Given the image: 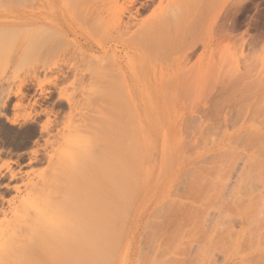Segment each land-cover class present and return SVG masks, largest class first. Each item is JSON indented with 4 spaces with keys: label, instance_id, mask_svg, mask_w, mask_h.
Here are the masks:
<instances>
[{
    "label": "rangeland",
    "instance_id": "1",
    "mask_svg": "<svg viewBox=\"0 0 264 264\" xmlns=\"http://www.w3.org/2000/svg\"><path fill=\"white\" fill-rule=\"evenodd\" d=\"M184 1L190 5L177 16L187 23L179 31L170 26L159 30L169 32L179 48L168 45V54L158 56L152 53L153 41L162 40L152 37L158 27L150 31L143 22L159 9V0L146 8L140 5L147 0H0V111L5 113L0 117V164L9 165L0 168V264H12L4 257L11 259L17 249L13 246L12 254L5 250L12 241L20 249L27 237L24 227L42 219L41 214L48 218L65 208L69 198L60 196L74 193L66 176L75 169H67L70 161L77 157L73 166H79L88 157L82 149L94 141L92 153L102 151L103 142L96 140H106L103 127L109 117L115 122L122 118L118 114L115 119L114 111L125 114L121 122L139 126L137 136H127L125 142L146 144H138L142 160L137 154L132 167L139 174L128 184L136 198L128 187L130 196L122 194L126 186L122 193L118 190L133 208L128 207L132 211L122 223L123 247L110 255L114 264H264V123L251 117L254 107L256 113L261 109L255 98L264 103V95L252 85L264 74V0H227L233 7L221 14L201 10L199 0ZM123 23L130 26L125 32ZM140 27L142 39L136 34ZM240 75L246 76L243 82ZM234 78L242 96L247 90L245 98L255 96L252 103L246 104L244 97L247 102L240 101L242 96L237 103L235 95L230 96L235 102L220 101L231 92ZM108 98L121 101L124 109L120 103L112 102L120 110L110 105ZM230 102L233 108L222 105ZM232 113L225 123L224 116ZM251 130L256 140L244 136ZM54 196L55 203L64 199L60 211H54Z\"/></svg>",
    "mask_w": 264,
    "mask_h": 264
},
{
    "label": "bare ground",
    "instance_id": "2",
    "mask_svg": "<svg viewBox=\"0 0 264 264\" xmlns=\"http://www.w3.org/2000/svg\"><path fill=\"white\" fill-rule=\"evenodd\" d=\"M154 0H147V2L145 3H141V5H140V7L142 8H146L147 6H149L152 2H153ZM161 3H162V0H159V9L157 10V11H153V15L150 17V18H148V20H146L145 22H143L145 25H147L148 27H150L151 29H150V31H155V27H158L157 29L158 30H156V35H154V33H153V38L155 39H162L161 40V42H158V43H156L155 41H151L153 44H152V46L155 48V49H153V50H155V51H153L152 53H155V52H158V56H161V55H163L164 56V54L165 53H167V51L165 52L164 50H166V49H168L170 46H172L171 44H173L174 46H176V47H178L179 48V44L177 45V40H174V38H173V36H172V40H174L175 41V43H173L174 41H172L171 40V36H169L168 35V33H165V32H163L162 33V31H163V29H165L166 27H168V26H170V28L169 29H171L172 27L174 28V29H172V30H175V29H177L178 31H179V29H181L182 28V26L180 25V24H186L187 23V21H185V20H180L179 19V17L177 16L180 12L183 14V12L185 11V10H187V8H188V5H190V1L188 2V4H187V1H184V0H168V2H167V4L166 5H164V6H160L161 5ZM198 6H199V8L201 9V10H203V8H205L206 9V11L208 12V13H211V12H213V13H218V14H221L224 10H228L230 7H233V3L231 4L230 2H228L227 0H224V1H222V2H214L213 0H199L197 3H196ZM249 4H245V5H243V7L242 8H247V6H248ZM184 10V11H183ZM138 12V10L136 9L135 10V13H137ZM185 15V14H184ZM131 16V15H130ZM183 16V15H182ZM131 18H133V17H131ZM183 19H184V16L182 17ZM184 22V23H183ZM211 23H216V18L215 19H213L212 20V22ZM122 26V28H121V31L122 32H125V31H127L128 29H129V25H127L126 23L124 24L123 23V25H121ZM147 26H145L144 28H145V30H146V28H147ZM141 28L142 29H144L143 27H140V31L138 30L137 32L138 33H136V34H138V37H140L139 36V32H141ZM154 28V29H153ZM162 29V31L161 32H159V30H161ZM144 31V30H143ZM142 31V32H143ZM158 31V32H157ZM165 31V30H164ZM167 31V30H166ZM141 32V33H142ZM174 32V31H173ZM176 32V31H175ZM132 33H134V35H136L135 34V32H132L131 31V34ZM146 33V32H145ZM177 33V32H176ZM130 34V36H132ZM144 34V33H143ZM142 34V35H143ZM171 34V33H170ZM174 34V33H173ZM124 35V34H123ZM141 35V37L143 38V36ZM145 35H147V33L145 34ZM145 35H144V37H145ZM176 35V34H175ZM174 35V37L176 38V36L177 35H179V34H177L176 36ZM129 36V37H130ZM148 36V35H147ZM151 36H148V37H151ZM127 37V36H126ZM133 37V36H132ZM140 37V38H141ZM147 37V38H148ZM151 37V40L153 39ZM179 37V36H178ZM177 37V38H178ZM124 38V37H123ZM136 38V37H135ZM134 38V39H135ZM141 38V39H142ZM176 38V39H177ZM117 39V38H116ZM122 39V38H121ZM120 39V40H121ZM141 39H138V40H141ZM137 40V39H136ZM179 40V39H178ZM138 42V41H137ZM149 42V41H148ZM168 45H169V47H168ZM172 49H173V47H171ZM163 49V50H162ZM151 51V50H150ZM156 54V53H155ZM168 54V53H167ZM244 75H246V74H244ZM260 75L261 76H259L258 78L259 79H257V80H255V81H253L252 82V85L254 86V88H255V90L254 91H257V94H260L261 96H263L264 95V86H263V84H264V74H262V73H260ZM247 76V75H246ZM246 76H241L240 75V77H238V78H240V80L239 81H241V82H243L242 81V79L244 78V77H246ZM241 77H242V79H241ZM220 78V77H219ZM229 79H230V77H228ZM228 78H226V80H227V82L229 81V79ZM232 78V77H231ZM237 78V79H238ZM186 79V78H185ZM225 80V81H226ZM231 80H233V81H231L230 82V85H231V87H232V85H233V87L235 88V87H237V88H239V84H240V82L239 83H237V82H235V78L234 79H231ZM221 81H223V79L222 80H220L219 82H221ZM169 82V81H168ZM232 82H235V83H232ZM238 85H237V84ZM164 84V83H163ZM245 84V83H244ZM249 84V83H248ZM251 84V83H250ZM169 85V84H168ZM183 85V84H182ZM225 85V84H224ZM227 85V84H226ZM230 85L228 86L227 85V87L225 86V87H222L223 88V92H224V90L227 88V89H229V87H230ZM237 85V86H236ZM246 85V84H245ZM165 86V85H164ZM172 85H170V87H171ZM111 87H113V84L111 85ZM121 87H123V86H121ZM163 87V86H162ZM232 87V88H233ZM164 88V87H163ZM172 88V87H171ZM170 88V89H171ZM225 88V89H224ZM229 89L228 91H230L231 90V92H229L231 95H229V93H228V91L226 92V93H228L227 95L229 96H227V98H223L222 99V97H220L219 99H220V101H223V102H228L229 103V101H227V99L228 98H231L232 96L234 97V95L236 96V99L234 98V100H236V102L238 103V101L240 100V101H244V102H247L248 101V103H246V104H250V103H252V99L253 98H255V96L254 95H249V96H247L246 98H245V96L247 95L246 93L248 92V90L246 91V92H244V90H243V92L245 93V95H244V93L242 92V94L244 95V96H242L241 95V93H240V90L238 91V89H236L238 92H237V94H234L233 93V89ZM113 88H111V90H112ZM169 89V88H168ZM185 89V88H184ZM241 89V88H240ZM108 90H109V88H108ZM110 90V91H111ZM181 90V89H180ZM259 90V91H258ZM261 90V91H260ZM110 91H108L109 93H110ZM165 91V90H164ZM220 91V93H221V90H219ZM241 91H242V89H241ZM112 92V91H111ZM151 92V91H150ZM178 92V91H177ZM177 92H175V93H177ZM182 92H183V90H182ZM234 92H235V90H234ZM258 92H260V93H258ZM263 92V93H262ZM185 93V92H184ZM225 93V92H224ZM223 93V94H224ZM233 93V94H232ZM121 94V93H120ZM182 94V93H181ZM218 94V93H217ZM216 94V95H217ZM223 94L221 95V96H223ZM240 96H239V95ZM112 95V94H111ZM218 95H220V94H218ZM226 95V94H225ZM123 96V95H122ZM231 96V97H230ZM242 96V97H241ZM219 97V96H218ZM241 97V98H240ZM243 97L245 98V100H247V101H245L244 99H243ZM112 98H114V97H112ZM112 98H111V100H112ZM257 98V97H256ZM255 98V103H257V102H259L260 101V110H258V112H260V113H256V107H254L255 109H254V112L257 114H255L254 113V115L252 116L251 114V117L253 118V120L256 118L257 119V117L259 118V120L262 122V123H264V113H263V102L260 100V99H256ZM115 99V98H114ZM117 99V98H116ZM225 99H226V101H225ZM239 99V100H238ZM230 100V99H229ZM231 100H233V98H231ZM233 100V101H234ZM108 103L109 102H111V103H109L110 105H113L112 104V102L114 103V101H110L109 100V98H108ZM121 102V101H120ZM119 102V103H120ZM232 102V101H231ZM231 102H230V104H231ZM235 102V101H234ZM107 103V104H108ZM118 103V101H117V103H114L115 105H117V104H119ZM228 103H222V105H225V106H231L232 107V104L231 105H229ZM108 104V105H109ZM121 104H122V106H124V104L123 103H120L119 105H118V107L120 106L121 107ZM221 105V106H222ZM114 106V105H113ZM112 106V107H113ZM219 106V105H218ZM255 106H256V104H255ZM114 107H117V106H114ZM113 107V108H114ZM117 107V108H118ZM119 107V108H120ZM224 107V106H223ZM257 107H259L258 105H257ZM118 108V109H119ZM121 108H123V107H121ZM230 108V107H229ZM233 108V107H232ZM110 109V108H109ZM124 109V108H123ZM247 109H251V112L253 111V108H249V106L247 105ZM111 110V109H110ZM110 110H108V111H110ZM120 110V109H119ZM232 110V109H231ZM242 110V109H241ZM250 111V110H249ZM249 111H248V113H249ZM123 112V111H122ZM229 113L231 112L230 110L228 111ZM242 112V111H241ZM239 113V114H242V113ZM262 112V113H261ZM105 113V112H104ZM106 113H108V112H106ZM116 116H115V119H118L119 118V116L120 117H122V118H124V115L125 114H121V113H116L115 111L113 112ZM112 112L110 113V115L112 116V114H113ZM118 114H120L119 116H118ZM226 114V113H225ZM239 114L237 115L238 117H240L239 116ZM252 114H253V112H252ZM247 115V114H246ZM249 115V114H248ZM247 115V116H248ZM234 117V114L232 113V114H228V115H225L224 116V122L226 123V122H229L230 123V121L232 120V118ZM106 118H108V117H106ZM111 117H109V120L107 121V124H106V127L104 126H101V128L103 127V128H105V134H104V132L103 131H100V132H102V135L104 134L105 135V137H104V139H106V140H104V141H97L96 140V142H103L102 144H104L103 145V147H101L100 148V146H99V150L101 149L102 151H99V150H97V151H99L100 153H98L97 152V155H94V153L96 154V152H94L95 150L94 149H92L90 146H92L94 143H95V141L93 142V143H91L92 141H90V143L92 144V145H89V147H84L85 149H82L81 150V148H79V150H81L82 152H84V150H86V152H85V154L87 153V160L85 159V156L84 157H82V163H81V158H79V160H80V162L79 163H81V164H79V166H73V165H77L78 164V158L74 155V157H76V160L74 161L75 163H77V164H74V162H72V161H70L71 163H73V165L71 164V167H70V165H68L70 168H67V169H70L69 171H71V170H73L74 168V170H73V172L71 171V173H68V175H66V173H64L66 176H68L67 178H68V183H72L73 185H72V191L74 192H72V191H67L66 193H68V194H72V196L71 195H65V192L60 196V199H61V197H64V199L68 196V198H69V201H70V203L67 205V203L69 202V201H67L66 202V206H64L65 204V202H62V201H64V199L61 201V202H59L60 203V205H59V203H58V200H57V202L55 203V201H56V197L57 196H54V197H51V198H54V208H56L57 210H55L54 209V211L56 212V211H60L59 209H61L63 206L66 208H62V213L64 212V214H62L61 216H63L62 218H60L58 215H57V213L59 214H61V211L60 212H56V214L54 215V216H48V218L51 220V218H52V220H53V222L52 221H46L48 218H47V216L46 217H43L42 216V214H41V217H42V219L43 218H45L44 220L46 221V224L43 222L44 220H42L40 217H38L39 219H37V222L35 223V224H29V225H31V227H28V229H27V227L25 228L24 226V229H26V231H27V234L25 233V235L23 234V236H27L26 238H24V243H22L21 245V247L18 245V247H20V249L19 248H16V244H14V243H12V242H14V241H12V242H10L9 244L10 245H12V246H10L9 244V246H8V248H7V250H5L6 251V254H9V253H7V252H9L10 251V254H12V252H14V250L15 249H17L15 252H16V255H15V253H13L14 255H15V258L17 259H12V257H13V254H12V257H11V259H8V258H10V256H7V255H5V257H4V252H3V254H2V256H1V258L2 257H4V259H7V260H11L10 262L12 263V264H114V260H116V258H112L110 255H112V253H114L113 254V257H114V255H115V253L119 250V249H121L123 246H122V244H121V242H122V239H121V235H122V233H123V231L124 230H121L122 229V227H123V225H122V223H123V221L125 220V218H126V216H125V213H127V211H128V209L130 210V208L132 207H130V206H128V202L126 201V200H128V198L127 197H125L124 195V198H125V200L123 199V198H121L120 196H122L121 194H120V196H118L119 195V192H118V190L120 191L121 190V193H122V191L124 190L125 192H123L122 194H125L126 193V189H128L130 186H132V185H129V187H128V184H129V182H132L133 183V180H135L134 179V177H136L137 178V175L136 176H134L135 174H137L138 173V171H136L135 170V174H134V167H132V166H134V162H136L137 161V158L135 157L137 154H139V152H142V149H141V145H143L144 146V148H145V145L144 144H142L141 142V145L139 146L138 144H137V142L136 141H134V143H133V141H132V143L131 144H127L126 142H125V139H126V137L127 136H130V135H132V136H137L136 134H137V132H138V128L137 127H139V126H137L136 127V125L134 126L133 124H131V122L129 121V120H127V119H124V121H120L121 119L119 118V121H114V120H111L110 119ZM126 118V117H125ZM111 120V121H110ZM251 120V119H250ZM113 121V122H112ZM128 121V122H127ZM254 121H256V120H254ZM260 122V123H261ZM104 124V123H103ZM76 125V124H75ZM78 125H79V123H78ZM84 125V123H82V126ZM134 127H133V126ZM80 126H81V124H80ZM136 127V128H135ZM73 128V127H72ZM77 129V128H76ZM75 129V130H76ZM79 130H80V128H78ZM141 129V128H140ZM83 130V129H82ZM85 130V129H84ZM99 130V129H98ZM255 131H256V129H254ZM254 130H251V131H249V133H248V131H247V134L246 135H244L245 137L247 136V137H249L250 136V132L252 133H255V134H257ZM86 131H84V133H85ZM142 132H143V129H142ZM241 132V131H240ZM71 133V132H70ZM73 133H74V131H73ZM78 133H79V131H78ZM77 133V134H78ZM83 133V132H82ZM92 133V132H91ZM139 133H141V130H139ZM139 133H138V136H139ZM246 133V132H245ZM244 133V134H245ZM76 134V133H75ZM75 134H72V136L73 135H75ZM92 134H94V132L92 133ZM243 134V133H242ZM248 134H249V136H248ZM260 134V133H259ZM258 134V136H260ZM82 135V134H81ZM91 135V134H90ZM141 135V134H140ZM236 135V134H235ZM251 135H253V134H251ZM263 135V134H262ZM70 136V135H69ZM79 136H80V134H79ZM87 136V135H86ZM143 136V135H142ZM242 136V135H241ZM255 135H253V137H254ZM257 136V135H256ZM255 136V137H256ZM83 137V136H82ZM85 137V136H84ZM93 137H96V136H93ZM98 137V136H97ZM141 137V136H140ZM252 136H250V138H251ZM251 138V140L253 141V140H256V139H254V138ZM89 138V137H88ZM130 138V140H131V137H129ZM133 138V137H132ZM257 138V137H256ZM71 139V138H70ZM80 139H82V138H80ZM84 139V138H83ZM90 139H92V138H90ZM89 139V140H90ZM99 139V138H98ZM101 139V138H100ZM128 139V138H127ZM135 139H137L136 137H135ZM139 139V138H138ZM134 140V139H133ZM247 141V140H246ZM252 141H250V139H249V141L247 142V143H249V142H252ZM73 142V141H72ZM75 142V141H74ZM80 142H82L81 140L79 141V143ZM85 142V141H84ZM87 143L89 142V141H86ZM129 142H131V141H129ZM128 142V143H129ZM136 142V143H135ZM76 143V142H75ZM83 143V142H82ZM81 143V144H82ZM86 143V144H87ZM90 143H88V144H90ZM100 143V144H101ZM78 144V143H77ZM84 145H85V143H83ZM82 144V146H84ZM96 144H98V143H96ZM100 144H98V145H100ZM101 144V145H102ZM69 146H70V144H69ZM75 146H76V144H75ZM93 147H94V145H93ZM149 147V146H148ZM147 147V148H148ZM260 147H262V146H260ZM97 148H98V146H97ZM176 148V147H175ZM73 149H75V147H73ZM77 149V148H76ZM94 152V153H92V151ZM76 151V150H75ZM70 152V151H69ZM72 152V151H71ZM80 152V151H79ZM148 152V151H147ZM176 152V151H175ZM178 152V151H177ZM76 153V152H75ZM112 153H115L116 155V158H115V156H114V158H112ZM145 153V152H144ZM77 154V153H76ZM84 154V155H85ZM99 154V155H98ZM69 155V154H68ZM81 155V154H80ZM119 155V156H118ZM150 154H148L147 156H149ZM152 155V154H151ZM176 155H177V153H176ZM71 156V155H70ZM78 156V155H77ZM82 156V155H81ZM97 156H100V158L101 159H96L97 161L98 160H100V161H98V163H99V165H97L98 163H97V161L96 160H94L95 158H97ZM123 158H122V157ZM141 156H143V155H141ZM69 157V156H68ZM80 157V156H79ZM133 157H134V159H133ZM137 157H139L140 158V154H139V156H137ZM153 157V156H152ZM84 158V159H83ZM135 158H136V161H135ZM144 158V157H143ZM146 158V157H145ZM75 159V158H74ZM73 159V160H74ZM105 159V160H104ZM141 159V158H140ZM140 159H139V164H140ZM253 159V158H252ZM251 159V160H252ZM71 160V159H70ZM84 160H85V162H84ZM104 160V161H103ZM134 160V161H133ZM142 160V159H141ZM96 161V162H95ZM69 162V163H70ZM94 162H95V164H94ZM105 162H106V164H105ZM97 163V164H96ZM137 163V162H136ZM101 164V165H100ZM148 164V163H147ZM252 164V162L250 163V165ZM254 165H255V163H253ZM252 164V165H253ZM138 165V164H137ZM253 165V166H254ZM255 166H258L257 164L255 165ZM72 167H73V169H72ZM142 167H143V165H142ZM145 168V167H144ZM133 169V170H132ZM139 169H141L140 167H139ZM59 170V169H58ZM142 171V170H141ZM64 172V171H63ZM65 172H67V171H65ZM59 173V172H58ZM63 174V173H62ZM139 174V173H138ZM144 174V173H143ZM198 174V173H197ZM196 174V175H197ZM141 175V174H140ZM199 175V174H198ZM198 175H197V177H198ZM204 175V174H203ZM66 176H65V179H66ZM195 176V175H194ZM202 176V175H201ZM196 177V179L194 178L193 179V181H195V182H197L198 180V178ZM200 177V176H199ZM203 177V176H202ZM204 177H205V175H204ZM61 178V177H60ZM138 178H139V176H138ZM141 178V177H140ZM206 178V177H205ZM62 179V178H61ZM63 179H64V177H63ZM67 180V179H66ZM136 180H138V179H136ZM203 180H204V178H203ZM205 180H207V179H205ZM139 181V180H138ZM143 182V180L141 181V183ZM190 182V181H189ZM192 182V181H191ZM190 182V183H191ZM200 182H201V184H202V186H203V182H202V178H201V180H200ZM200 182H198L197 183V185L198 184H200ZM205 182V181H204ZM217 182V181H216ZM56 183V182H55ZM58 183V182H57ZM56 183V184H57ZM64 183H65V180H64ZM67 183V184H68ZM131 183V184H132ZM135 184H136V181L134 182ZM208 183V182H207ZM212 183V182H211ZM137 184H138V182H137ZM196 184V183H195ZM195 184H194V182H193V185L195 186ZM205 184H206V182H205ZM215 183H213V185H214ZM58 185V184H57ZM207 185H210L209 183L208 184H206V186ZM212 185V184H211ZM210 185V186H211ZM124 186H126V187H124ZM136 186H138V185H136ZM190 185L188 184V187H189ZM191 186H192V184H191ZM200 186V185H199ZM215 186V185H214ZM64 187V186H63ZM62 187V188H63ZM121 187V188H120ZM122 187H124V189L122 188ZM128 187V188H127ZM211 187H213V186H211ZM118 188H120V189H118ZM126 188V189H125ZM133 188V187H132ZM132 188H129V190L130 189H132ZM139 188V187H138ZM138 188H136V189H138ZM195 188V187H194ZM199 188V187H198ZM203 188H205V186H203L202 187V189ZM209 188V187H208ZM123 189V190H122ZM189 189H191L190 187H189ZM193 189V188H192ZM201 189V188H200ZM199 189V190H200ZM201 189V190H202ZM195 190H198L197 188L196 189H194L193 191H195ZM199 190H198V192H199ZM200 190V194H203L202 196H204L205 197V195H204V193H206V192H203L202 193V191H204V190H202L201 191ZM207 190V189H206ZM52 191V190H51ZM54 191H55V189H54ZM60 191V190H59ZM115 191H117L118 192V194L115 192ZM131 191V193H134V194H131V196L133 197V198H136V197H134V195H135V192L134 191H136L135 190V188H134V190H133V192H132V190H130ZM190 191V190H189ZM60 192H62V191H60ZM114 192V193H113ZM55 193L56 192H54V195H55ZM129 192H127L126 193V196H127V194H128ZM136 193H137V191H136ZM191 193V195H192V197L194 196L193 195V192L191 191L190 192ZM212 193V192H211ZM113 194V195H112ZM115 194H117V196L115 195ZM210 194V193H209ZM93 195H99V197H101V199L100 200H98V201H96V199H98V197L96 196V199L94 200V198H95V196H93ZM207 195V194H206ZM213 195H215V194H213ZM42 196V195H41ZM44 196V195H43ZM46 196V195H45ZM122 196V197H123ZM128 196H130L129 194H128ZM136 196V195H135ZM195 197V196H194ZM198 197H199V199H200V195H198ZM210 197L211 198H213L212 196H209L208 198L210 199ZM72 198V199H71ZM127 198V199H126ZM130 199H131V197H129ZM132 198V201H134V199ZM203 198V197H202ZM201 198V199H202ZM59 199V198H58ZM60 199H59V201H60ZM93 199V200H92ZM194 199H196L197 200V198H194ZM193 199V200H194ZM204 199V198H203ZM53 200V199H52ZM52 200H51V202H52ZM66 200H68V199H66ZM122 200V201H121ZM196 200H194V201H196ZM211 200V199H210ZM210 200H209V202H210ZM93 201V202H92ZM199 201V200H198ZM204 201V200H203ZM203 201H202V203H203ZM207 203H209L208 201H206ZM64 205H63V204ZM129 203L130 204H132V202H131V200L129 201ZM134 203V202H133ZM201 203V204H202ZM56 204H58L59 206H57L56 207ZM206 204V203H205ZM44 205V204H43ZM52 205V204H51ZM133 205V204H132ZM34 206V205H33ZM46 206V205H45ZM60 206H62L61 208H59ZM128 207H130V208H128ZM37 208V207H36ZM133 208V207H132ZM37 209H39V208H37ZM42 208H40V210H41ZM50 210H52V208L50 209ZM130 211H132V209L130 210ZM39 212V211H38ZM42 212V211H41ZM44 212V211H43ZM195 214H197L198 215V212H194ZM194 213H192V214H194ZM200 213V212H199ZM39 214V213H38ZM59 214V215H60ZM44 215H45V213H44ZM47 215V214H46ZM189 215H191V213H189ZM127 216H128V213H127ZM194 216V215H193ZM193 216H191V217H193ZM35 217V216H34ZM57 218V219H55L54 220V218ZM64 217H68L67 219H65ZM125 217V218H124ZM181 217H184V216H182L181 215ZM187 217H190V216H188L187 215ZM187 217H185V218H187ZM190 217V218H191ZM47 218V219H46ZM64 218V219H63ZM36 219V218H35ZM63 219V220H62ZM184 219V218H183ZM26 220V219H25ZM127 220V219H126ZM27 221V220H26ZM56 221V222H55ZM33 222H35V221H33ZM48 222V223H47ZM52 222V223H51ZM44 223V224H43ZM27 224H28V222H27ZM26 224V225H27ZM44 225H45V227H44ZM46 225H48V228H47V226ZM50 225H52L51 226V228H49L50 227ZM55 227H54V226ZM20 229V228H19ZM23 229V230H24ZM14 231H16V230H14ZM25 231V230H24ZM23 232V231H22ZM13 233V232H12ZM239 233V232H238ZM14 234H15V237H16V234H17V232H14ZM14 234H10V235H12V236H14ZM19 234V233H18ZM22 234V233H21ZM237 235V234H236ZM9 236V235H8ZM7 236V237H8ZM10 237V236H9ZM15 237H14V239H15ZM9 239H12L13 240V237H11V238H9ZM9 239H8V241H9ZM22 240V239H21ZM27 240V241H26ZM26 241V242H25ZM19 242V241H18ZM14 244V245H13ZM121 244V245H120ZM16 245V246H15ZM15 247V249H14V247ZM125 246V245H124ZM19 249V250H18ZM12 251V252H11ZM18 251H21V252H18ZM114 251V252H113ZM118 252H120V250L118 251ZM18 253H20L19 255H20V259H19V255H18ZM6 256H7V258H6ZM17 256H18V258H17ZM116 256V255H115ZM2 260H3V258H2ZM7 260H6V262H7ZM8 261V262H9ZM245 261V260H244ZM244 261L243 262H241V264L242 263H244ZM9 262V263H10ZM20 262V263H19ZM7 264V263H6Z\"/></svg>",
    "mask_w": 264,
    "mask_h": 264
},
{
    "label": "clouds",
    "instance_id": "3",
    "mask_svg": "<svg viewBox=\"0 0 264 264\" xmlns=\"http://www.w3.org/2000/svg\"><path fill=\"white\" fill-rule=\"evenodd\" d=\"M0 117H5V113L3 111H0ZM11 120V118H10ZM13 123H15V121H11ZM0 151H2V149H0ZM9 167V165L7 163H4V164H0V168H7Z\"/></svg>",
    "mask_w": 264,
    "mask_h": 264
}]
</instances>
